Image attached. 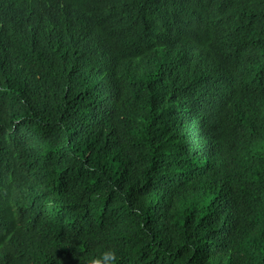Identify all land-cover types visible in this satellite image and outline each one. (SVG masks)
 <instances>
[{
	"label": "trees",
	"instance_id": "obj_1",
	"mask_svg": "<svg viewBox=\"0 0 264 264\" xmlns=\"http://www.w3.org/2000/svg\"><path fill=\"white\" fill-rule=\"evenodd\" d=\"M40 1L0 0L3 264H264V0Z\"/></svg>",
	"mask_w": 264,
	"mask_h": 264
},
{
	"label": "clouds",
	"instance_id": "obj_2",
	"mask_svg": "<svg viewBox=\"0 0 264 264\" xmlns=\"http://www.w3.org/2000/svg\"><path fill=\"white\" fill-rule=\"evenodd\" d=\"M21 4L30 20L35 25L46 24L53 12L50 9L46 8L40 0H21ZM61 4L63 8L67 7L64 2H61ZM5 27L6 26L4 24H0V31ZM182 53L188 55L184 60V70L189 72L191 75L195 73H203L208 76V70L210 69L212 72L211 65L208 63L206 56L201 51L198 50L195 52H189L188 50H186ZM218 79H226V77H219ZM213 84L215 85L214 82ZM221 87L222 86L215 85L213 92L215 93V91ZM262 101L264 102V100ZM262 110H264V107ZM217 115L215 116L216 121ZM192 150H197V145L195 144V142H192ZM4 184L5 179L3 175L0 174V264H3V261L8 255L7 249L11 250V248L16 243L15 229L11 222V217L13 216V214H16L20 209L23 208L11 195L9 189H3ZM3 204H11L12 209H4L2 207ZM31 230L33 232L36 230V228L32 227ZM118 260L119 256L117 250L107 249L104 250L99 256L90 259L89 264H118Z\"/></svg>",
	"mask_w": 264,
	"mask_h": 264
}]
</instances>
